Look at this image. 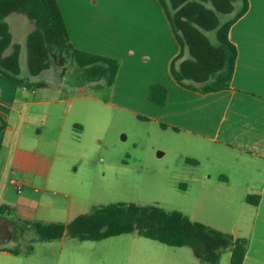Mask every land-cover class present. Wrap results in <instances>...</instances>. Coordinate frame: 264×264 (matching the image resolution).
I'll list each match as a JSON object with an SVG mask.
<instances>
[{
	"label": "crops",
	"instance_id": "1",
	"mask_svg": "<svg viewBox=\"0 0 264 264\" xmlns=\"http://www.w3.org/2000/svg\"><path fill=\"white\" fill-rule=\"evenodd\" d=\"M58 1L73 46L116 58L120 68L106 88L90 78L69 88L65 78L53 84L30 75L18 82L0 71V126L6 123L0 140V205L25 222L67 223L82 214L72 215L76 203L55 198L39 208V202L16 203L10 192L23 191L28 202L56 188L73 195L78 163L88 158L74 151L87 127L82 109L73 112L72 105L94 100L155 120L195 147L203 143L207 151L228 153L236 170L243 167L242 177H236L238 171L217 175L220 183L230 184L228 201L236 213L226 232L248 240L243 264H264V0H248L247 12L231 26L229 37L238 51L235 71L229 88L209 93L188 89L173 77L171 64L181 46L160 0ZM9 26L13 44L6 54L19 43ZM153 83L167 87L164 105L149 99ZM248 194H260L259 203L247 202ZM0 258L3 264H39L36 251L16 255L0 249Z\"/></svg>",
	"mask_w": 264,
	"mask_h": 264
},
{
	"label": "rangeland",
	"instance_id": "2",
	"mask_svg": "<svg viewBox=\"0 0 264 264\" xmlns=\"http://www.w3.org/2000/svg\"><path fill=\"white\" fill-rule=\"evenodd\" d=\"M6 20L14 41L22 44L21 76H30L27 33L35 23L21 13H12ZM64 59L63 66L52 59L51 67L39 77L53 84L65 78L67 88L77 87L76 84L90 78L71 57ZM103 93L109 95L106 90ZM79 104L75 101L72 111L82 109L81 118L87 130L74 151L88 159L78 163L79 177L73 181L76 186H71L73 195L56 188L45 195L40 192L28 202L23 191L13 188L10 196L16 203L37 206L39 202L40 208V204L47 206L59 198L64 204H79L73 215L111 203L133 202L176 210L224 232L231 228L236 214L228 201L227 190L231 186L220 183L217 175L231 171L235 175L238 171V178L245 172L243 167L234 168L228 153L207 151L208 146L203 143L195 147L187 136H179L162 128L159 122L142 119L126 109L98 105L94 100ZM194 177L202 179L195 181ZM13 211L5 214L11 222L12 237L0 240V245L26 250L32 244L39 253V264H206L195 256L191 247L170 246L136 233L102 240L80 241L66 235L57 240L31 242L36 237L34 228L18 219ZM0 264H3L1 258ZM220 264H229L228 250L223 252Z\"/></svg>",
	"mask_w": 264,
	"mask_h": 264
},
{
	"label": "trees",
	"instance_id": "3",
	"mask_svg": "<svg viewBox=\"0 0 264 264\" xmlns=\"http://www.w3.org/2000/svg\"><path fill=\"white\" fill-rule=\"evenodd\" d=\"M181 46L171 64V73L182 86L209 93L229 88L235 71L237 47L229 37L231 26L243 16L248 0H160ZM13 12L26 15L35 23L27 38L28 68L31 76L51 67L52 59L64 65L71 57L100 88L110 87L116 80L120 61L116 58L77 49L58 0H0V71L22 82L21 44H13L9 23L5 18ZM222 16H226L222 19ZM214 34L213 37L211 34ZM168 89L153 83L149 99L164 105ZM145 119V117L140 116ZM6 126L2 122L1 134ZM164 126V125H163ZM190 160V159H188ZM260 194H248L247 202L257 205ZM9 207L0 205V214ZM36 232L31 242L52 241L68 235L80 241L102 240L125 233H136L170 246H188L206 264H219L223 252L231 250L230 264H243L248 247L244 237L213 228L179 211H167L157 205L118 202L102 205L76 216L70 222H28ZM0 249L13 254H31L34 246Z\"/></svg>",
	"mask_w": 264,
	"mask_h": 264
},
{
	"label": "water",
	"instance_id": "4",
	"mask_svg": "<svg viewBox=\"0 0 264 264\" xmlns=\"http://www.w3.org/2000/svg\"><path fill=\"white\" fill-rule=\"evenodd\" d=\"M11 222L5 215L0 214V240H7L12 237L9 226Z\"/></svg>",
	"mask_w": 264,
	"mask_h": 264
},
{
	"label": "built area",
	"instance_id": "5",
	"mask_svg": "<svg viewBox=\"0 0 264 264\" xmlns=\"http://www.w3.org/2000/svg\"><path fill=\"white\" fill-rule=\"evenodd\" d=\"M21 187H20V185H19V189H20Z\"/></svg>",
	"mask_w": 264,
	"mask_h": 264
}]
</instances>
